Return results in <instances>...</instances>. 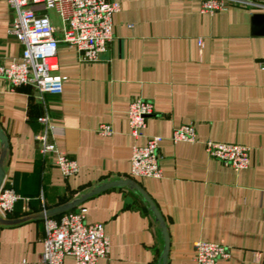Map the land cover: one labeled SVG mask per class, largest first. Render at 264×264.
I'll list each match as a JSON object with an SVG mask.
<instances>
[{
  "label": "crops",
  "instance_id": "obj_1",
  "mask_svg": "<svg viewBox=\"0 0 264 264\" xmlns=\"http://www.w3.org/2000/svg\"><path fill=\"white\" fill-rule=\"evenodd\" d=\"M113 39L98 62L58 45L59 95L40 96L33 86L12 87L0 78V127L8 140L2 185L27 203L15 204L0 225V264L41 262L44 221L26 219L87 193L97 184L133 180L160 212L169 237L165 264H196V241L228 247L217 264H264V18L262 10L228 5L210 13L201 0H110ZM261 1V0H257ZM14 12L0 0V61L20 59L23 47L8 33ZM52 24H54L52 22ZM56 38L61 40V28ZM142 98L154 114L141 137L129 134L127 108ZM75 160L78 173L64 178L54 156L42 155L35 136ZM192 123L196 142L173 143L172 131ZM109 125L110 136L96 132ZM160 136L162 177L133 178L132 147ZM207 140L250 148L249 166L234 171L206 155ZM1 153V145H0ZM87 223L100 222L109 256L95 264H158L163 240L141 196L128 187L87 198ZM52 217V218H56ZM58 219V218H56ZM64 264H74L66 257Z\"/></svg>",
  "mask_w": 264,
  "mask_h": 264
},
{
  "label": "built area",
  "instance_id": "obj_2",
  "mask_svg": "<svg viewBox=\"0 0 264 264\" xmlns=\"http://www.w3.org/2000/svg\"><path fill=\"white\" fill-rule=\"evenodd\" d=\"M14 12L8 33L16 38L23 50L19 61L5 65L0 61V78L12 87L33 86L40 96L59 95L64 78L58 73V45L62 41L75 48L84 64L98 62L107 52L113 39L112 18L120 11V3L110 0H6ZM228 5L240 6L264 12V0H201L200 11L213 14ZM53 10L61 21V40L56 38V29L48 17ZM264 70V62L260 64ZM154 114L152 104L142 98L133 100L127 108L129 134L134 139L142 136L146 118ZM45 126L42 135L35 136L42 155L54 156V163L64 178L78 173L72 158L57 150L47 140V131L53 129L44 116L38 120ZM96 132L110 136L109 125H100ZM160 136H150L143 146H133L130 155V174L133 178L160 179ZM173 143H195L196 132L192 123L175 128L170 136ZM206 155L220 161L238 172L248 168L250 148L234 143H219L207 140L203 143ZM27 203L13 189L0 187V217L8 219L17 202ZM84 208L67 212L58 219L44 221V240L41 262L64 264L72 257L74 264H95L109 256V240L100 222L87 223ZM196 264H217L229 258V249L220 243L196 241L193 244Z\"/></svg>",
  "mask_w": 264,
  "mask_h": 264
},
{
  "label": "water",
  "instance_id": "obj_3",
  "mask_svg": "<svg viewBox=\"0 0 264 264\" xmlns=\"http://www.w3.org/2000/svg\"><path fill=\"white\" fill-rule=\"evenodd\" d=\"M254 18H261L263 20L264 16L263 15H255ZM0 145H1V153H0V187L2 185L3 179H4V164H5V159H6V153L8 150V140L4 132L2 131L0 127ZM118 187H128L130 190H133L137 194H139L143 200V202L148 206V210L152 213L154 220L160 229V234L162 236L163 240V250L160 254V258L158 261V264H165L167 255H168V249H169V237H168V232L166 229V225L164 223V220L158 211L157 207L153 203V201L150 199V197L144 192V190L137 185L133 180L128 179V180H116V181H111V182H106V183H101L97 184L93 188H91L87 193L80 195L78 198L65 203L57 208H54L52 210H48L45 212H42L38 215L28 217L26 219H36V218H52L55 216L63 215L77 206H79L81 203H83L87 198L96 195L100 192L106 191L111 188H118ZM22 221L21 220H8V219H3L0 217V225H12L16 224L18 222Z\"/></svg>",
  "mask_w": 264,
  "mask_h": 264
},
{
  "label": "rangeland",
  "instance_id": "obj_4",
  "mask_svg": "<svg viewBox=\"0 0 264 264\" xmlns=\"http://www.w3.org/2000/svg\"><path fill=\"white\" fill-rule=\"evenodd\" d=\"M47 15L56 27L61 28V21L53 10L48 11Z\"/></svg>",
  "mask_w": 264,
  "mask_h": 264
},
{
  "label": "trees",
  "instance_id": "obj_5",
  "mask_svg": "<svg viewBox=\"0 0 264 264\" xmlns=\"http://www.w3.org/2000/svg\"><path fill=\"white\" fill-rule=\"evenodd\" d=\"M61 215L57 216L56 218H59Z\"/></svg>",
  "mask_w": 264,
  "mask_h": 264
}]
</instances>
